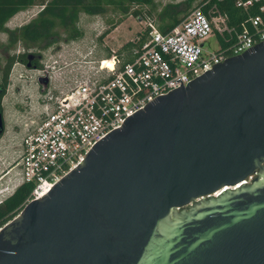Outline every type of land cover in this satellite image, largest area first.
I'll return each instance as SVG.
<instances>
[{"label":"water","instance_id":"water-1","mask_svg":"<svg viewBox=\"0 0 264 264\" xmlns=\"http://www.w3.org/2000/svg\"><path fill=\"white\" fill-rule=\"evenodd\" d=\"M0 264H264V42L102 138L0 229Z\"/></svg>","mask_w":264,"mask_h":264},{"label":"built area","instance_id":"built-area-1","mask_svg":"<svg viewBox=\"0 0 264 264\" xmlns=\"http://www.w3.org/2000/svg\"><path fill=\"white\" fill-rule=\"evenodd\" d=\"M225 1L200 0L168 33L148 19L130 52L100 59L94 71L76 74L74 85L57 96L46 90L45 111L22 139L18 171L8 184L0 183V203L23 183L34 186L24 207L41 199L102 138L156 97L264 42V0H231L245 14L237 24H230L221 8ZM212 37L219 42L217 51L205 47Z\"/></svg>","mask_w":264,"mask_h":264},{"label":"rangeland","instance_id":"rangeland-1","mask_svg":"<svg viewBox=\"0 0 264 264\" xmlns=\"http://www.w3.org/2000/svg\"><path fill=\"white\" fill-rule=\"evenodd\" d=\"M182 1L184 0H156L154 8L132 5L123 12L117 7L110 6L107 7L105 15L81 14L78 26L82 36L79 39L68 42L62 40L47 49L29 50V54L40 55L41 67L28 68L26 64L17 62L11 70L2 102L5 131L0 139V183L8 184L9 178L18 171L16 166L22 139L40 121L45 109V95L49 93L57 96L61 91L69 90L74 85L75 75L91 73L100 59L127 53L129 51L127 45L140 35L148 19L158 23V13L165 6ZM199 2L200 0H196L193 3L190 12ZM41 8L36 5L18 13L8 22V29L13 30L29 23ZM136 11L142 15H136ZM7 41L8 35L0 33V69L5 65L7 55L4 46ZM205 47L209 51H217L219 48L217 38H210ZM24 52L23 44L19 43L10 54L19 55ZM43 71H47L51 77L46 88L47 93L42 92V86L38 83ZM253 179L254 177L250 182Z\"/></svg>","mask_w":264,"mask_h":264},{"label":"trees","instance_id":"trees-1","mask_svg":"<svg viewBox=\"0 0 264 264\" xmlns=\"http://www.w3.org/2000/svg\"><path fill=\"white\" fill-rule=\"evenodd\" d=\"M195 1L184 0L165 6L157 16V24L161 32L168 33L179 25L190 14ZM155 4L156 0H0V33L8 35L7 44L4 46L7 55L5 65L0 69V88L2 89L0 110H3L2 102L13 66L17 62L27 64L26 57L29 50L47 49L62 40L68 42L79 39L82 36L78 26L81 14L105 15L107 7L110 6L126 12L132 5H146L154 8ZM36 5L42 8L34 19L19 28L8 29L7 24L14 16ZM220 6L228 12L230 24H237L244 20L245 14L235 7L233 1L222 2ZM135 14L142 15L139 11ZM19 43L23 44L25 52L11 55L10 51ZM127 46L130 52L134 43L131 42ZM36 63L37 67H41L39 59ZM33 188L32 184L23 183L11 195L3 199L0 203V229L21 212Z\"/></svg>","mask_w":264,"mask_h":264},{"label":"flooded vegetation","instance_id":"flooded-vegetation-1","mask_svg":"<svg viewBox=\"0 0 264 264\" xmlns=\"http://www.w3.org/2000/svg\"><path fill=\"white\" fill-rule=\"evenodd\" d=\"M27 56H28V55H27ZM34 56H35V57H34V59L32 60V65H33V66H36V65H37L36 62H37V60L39 59L40 56H39V55H34ZM26 59H27V57H26ZM1 91H2V89L0 88V92H1ZM2 109H3V108H2ZM0 112L3 113V110H0ZM3 135H4V134H3ZM3 135L0 136V139L2 138Z\"/></svg>","mask_w":264,"mask_h":264},{"label":"bare ground","instance_id":"bare-ground-1","mask_svg":"<svg viewBox=\"0 0 264 264\" xmlns=\"http://www.w3.org/2000/svg\"><path fill=\"white\" fill-rule=\"evenodd\" d=\"M109 61H110V60H108V62H109ZM44 111H45V109H44ZM227 189H228V188H227ZM216 195H218V194H215V196H216Z\"/></svg>","mask_w":264,"mask_h":264},{"label":"crops","instance_id":"crops-1","mask_svg":"<svg viewBox=\"0 0 264 264\" xmlns=\"http://www.w3.org/2000/svg\"><path fill=\"white\" fill-rule=\"evenodd\" d=\"M103 59V58H102Z\"/></svg>","mask_w":264,"mask_h":264}]
</instances>
